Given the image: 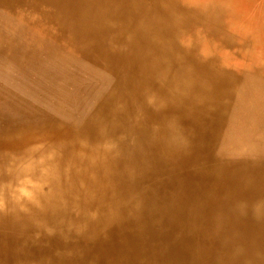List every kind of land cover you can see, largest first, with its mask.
Wrapping results in <instances>:
<instances>
[{"label": "bare ground", "instance_id": "6f19581e", "mask_svg": "<svg viewBox=\"0 0 264 264\" xmlns=\"http://www.w3.org/2000/svg\"><path fill=\"white\" fill-rule=\"evenodd\" d=\"M252 1L0 0V264H264Z\"/></svg>", "mask_w": 264, "mask_h": 264}, {"label": "rangeland", "instance_id": "374dc122", "mask_svg": "<svg viewBox=\"0 0 264 264\" xmlns=\"http://www.w3.org/2000/svg\"><path fill=\"white\" fill-rule=\"evenodd\" d=\"M259 2V3H258ZM262 1L261 0H254L252 1L250 4L246 5L244 7V10L245 12L248 14V15H254L253 17L256 18L258 17V12H259V6H260V3ZM257 6V7H256ZM250 7V8H249ZM254 8V9H253ZM256 8V9H255ZM253 10V11H252ZM251 11V12H250ZM250 13V14H249Z\"/></svg>", "mask_w": 264, "mask_h": 264}]
</instances>
